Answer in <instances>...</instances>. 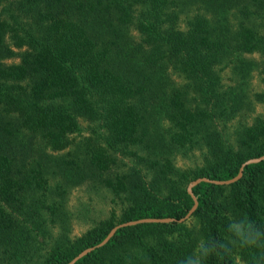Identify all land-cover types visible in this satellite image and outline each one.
Listing matches in <instances>:
<instances>
[{"label": "trees", "instance_id": "1", "mask_svg": "<svg viewBox=\"0 0 264 264\" xmlns=\"http://www.w3.org/2000/svg\"><path fill=\"white\" fill-rule=\"evenodd\" d=\"M220 15L240 20L230 30ZM256 56L264 0H0V264H68L117 225L182 219L193 181L264 156V116L230 122L255 112L242 114ZM156 117L163 136L145 128ZM84 122L99 129L80 139ZM86 182L114 207L71 239L64 201ZM193 192L199 248L186 223L144 224L76 264H264V161Z\"/></svg>", "mask_w": 264, "mask_h": 264}, {"label": "rangeland", "instance_id": "2", "mask_svg": "<svg viewBox=\"0 0 264 264\" xmlns=\"http://www.w3.org/2000/svg\"><path fill=\"white\" fill-rule=\"evenodd\" d=\"M227 17V16H226ZM218 20L220 22H218ZM240 20V16L233 15L229 19H226L225 16L216 17V26L223 25L227 26L232 30V25L235 22ZM13 62H18V60H14ZM251 70L253 71L252 75L249 78H246V86L244 87V93L247 96L246 101L253 102V108H246L243 113H249L253 115H249L248 117H238L237 120L230 121L231 123L235 121L237 123H246V121L251 122V119L256 117L257 115L264 116V97L255 100V95L264 94V57L256 56L253 58L252 62H250ZM223 78L227 81L229 79L228 76H231L230 70H224ZM251 71V72H252ZM228 82V81H227ZM244 102H246L243 99ZM83 134L79 136V138L88 137L93 130L99 129V126L96 123H86L83 124ZM167 126V124L160 120L159 117L149 119L145 124V128L149 129V132L154 136H163L164 130L163 128ZM236 128L233 126L228 127L226 133L228 135L234 136L233 134L236 132ZM67 153L60 154H52L53 158L64 156ZM200 153L194 152L193 155H189L188 157H183L177 155L176 161L179 166H189L191 163L199 162L198 157ZM126 163L129 165L128 160ZM53 170L60 171L57 164L54 162L51 164ZM54 182H57L60 179L58 173L53 174ZM112 195L105 189L98 187L94 182H86L82 185L73 186L69 189L68 194L66 195V199L64 204H66V216L69 218V230H67L68 237L77 238L85 233H87L90 229L99 225L102 221L108 220L110 218L112 209L114 207L112 201ZM188 228L195 232V236L197 239V248L201 246V235L199 233V226L197 225L196 220L191 218L186 222ZM53 237L56 240H60L63 235L59 234L58 230L53 231ZM48 242V241H47ZM49 243V242H48ZM49 246V244H48ZM33 262L32 264H34ZM238 264H245L237 259Z\"/></svg>", "mask_w": 264, "mask_h": 264}, {"label": "water", "instance_id": "3", "mask_svg": "<svg viewBox=\"0 0 264 264\" xmlns=\"http://www.w3.org/2000/svg\"><path fill=\"white\" fill-rule=\"evenodd\" d=\"M264 161V156L260 157V158H256V159H251L248 160L247 162H245L240 170V173L238 176H236L233 179L227 180V181H213L207 178H200L197 179L195 181H193L189 187H188V193L191 196L194 205L192 207V209L189 211V213L182 219H173V218H166V219H155V218H147V219H141V220H135V221H131V222H126L120 225H117L110 233L109 235L106 237V239L91 248H88L86 250H84L83 252H81L77 257H75L70 263L68 264H76L78 261H80L81 259H83L84 257L88 256L89 254L95 252L98 249L103 248L104 246H106L111 240L112 238H114V236L116 235V233L124 228H128V227H134V226H138V225H144V224H171V223H178V224H184L186 223L188 220H190L192 218V216L194 215V213L196 212L199 202L197 197L195 196L193 189L200 185L201 183H210V184H214V185H219V186H231L233 184H235L236 182H238L242 176H243V172L246 166L252 165V164H257V163H261Z\"/></svg>", "mask_w": 264, "mask_h": 264}]
</instances>
